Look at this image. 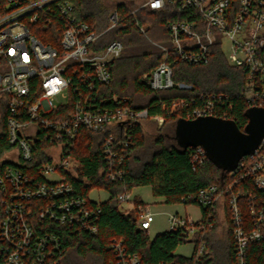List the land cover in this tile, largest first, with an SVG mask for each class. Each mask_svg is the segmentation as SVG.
I'll return each instance as SVG.
<instances>
[{
  "label": "built area",
  "instance_id": "built-area-1",
  "mask_svg": "<svg viewBox=\"0 0 264 264\" xmlns=\"http://www.w3.org/2000/svg\"><path fill=\"white\" fill-rule=\"evenodd\" d=\"M143 9L175 18L167 24L170 46L155 44L164 52L162 62L144 75L152 90L183 87L174 81L171 57L175 63L200 66L220 46L232 66L246 71L242 96L249 108H264V0H140L131 15ZM120 22L114 10L108 27L97 32L78 19L71 0H0V131L2 114L7 113L8 143L16 153L7 160L39 163L36 175L8 165L0 176V264L60 263L65 253L60 238L40 234L34 228L36 221L41 227L48 221L64 231L97 233L93 220L98 210L88 205L89 198L77 195L64 174L79 166L68 146L82 129L110 131L103 152L110 165L107 177L115 181L122 179L123 172H115L114 166L122 165L132 141L127 128L144 120L159 127L165 122L161 116L150 118L147 110L121 104L117 97L100 94V87L111 84L110 66L124 50L117 40L102 44V37ZM137 27L146 33L139 22ZM225 99L216 94L177 99L171 113L187 120L228 119ZM37 144L47 145L46 158L36 156ZM192 150L195 164L207 159L202 147ZM50 175L58 179L49 181ZM119 200L122 205L128 203L132 194ZM226 202L237 264H248L249 246L264 241V138L230 172L225 185L210 186L183 199L185 205L204 208ZM154 219L149 208H139V229L149 234ZM201 221L188 214H170L168 231L194 236ZM112 248L116 262L109 264H142L138 256L126 253L122 242H113ZM204 249L203 244L198 257Z\"/></svg>",
  "mask_w": 264,
  "mask_h": 264
},
{
  "label": "trees",
  "instance_id": "trees-1",
  "mask_svg": "<svg viewBox=\"0 0 264 264\" xmlns=\"http://www.w3.org/2000/svg\"><path fill=\"white\" fill-rule=\"evenodd\" d=\"M75 4V14L79 20L87 22L92 29L101 32L109 25V15L117 10L121 22L102 37V44L120 41L124 50L121 56L110 66L112 82L100 87L103 98H119L120 103L134 110H147L149 117L165 118L159 132L173 127L171 136H161L156 142L157 148L147 151V157H141L146 151L144 126L137 123L127 128L132 141L127 156L121 166L116 162L115 172L122 171V179L109 180L107 173L110 165L103 152V146L110 131L93 133L85 129L80 131L77 139L69 145L72 156L79 163L72 172L64 173L67 180L74 186L77 195L89 198L94 190L109 193V199L102 203L92 200L88 205L98 210L93 220L97 233L92 234L84 229L70 232L58 225L39 221L34 228L40 234L53 233L60 238L65 253L59 264H109L116 262V254L112 248L115 241L123 243L126 253L138 256L142 264H237L235 243L230 229V214L227 202L224 206L228 233L225 240L216 236L217 210H202V225L194 236L184 232L166 231L151 239L146 231L139 229V208L145 204L134 197V214L122 211L119 197L132 193L133 189L152 186L155 196L165 198L168 204L183 203L188 195L197 194L210 186H223L229 181L230 172L217 168L210 160L195 164L192 159L193 150L181 148L176 140L175 129L179 114L171 113V107L177 99H191L201 95H223L226 99L224 110L228 119L234 120L244 130L248 123L247 110L249 105L242 96L246 71L232 66L220 46L214 48L211 60L204 65L191 66L175 63L174 81L183 87H175L165 91H154L150 88L144 75L151 73L163 60L164 52L155 44L170 46L167 24L174 20L164 12L140 10L131 15L140 0L130 3H118L111 6L107 0H71ZM137 22L146 27L143 34ZM41 39L46 42L44 38ZM127 99V103L122 101ZM70 110V106H69ZM7 113L2 114L0 131V176L8 165L15 166L27 174H38L39 163L34 160L24 164L8 161L13 148L8 143L6 128ZM156 123V122H155ZM47 145H36V156L46 158L44 148ZM152 150V151H151ZM42 158V159H43ZM45 160V159H44ZM75 174V176H74ZM2 192H0V198ZM90 199V198H89ZM190 203H186L189 205ZM0 207V219H2ZM36 213V211H35ZM200 222V224H201ZM199 227V225H197ZM194 242L195 251L191 257L175 254L183 244ZM205 245L201 257L197 253L200 246ZM248 264H264V241L253 243L247 250Z\"/></svg>",
  "mask_w": 264,
  "mask_h": 264
},
{
  "label": "water",
  "instance_id": "water-1",
  "mask_svg": "<svg viewBox=\"0 0 264 264\" xmlns=\"http://www.w3.org/2000/svg\"><path fill=\"white\" fill-rule=\"evenodd\" d=\"M242 130L234 120L213 116L179 119L175 129L178 145L187 150L202 147L207 159L223 171H234L242 158L252 155L264 138V108L247 110Z\"/></svg>",
  "mask_w": 264,
  "mask_h": 264
},
{
  "label": "rangeland",
  "instance_id": "rangeland-1",
  "mask_svg": "<svg viewBox=\"0 0 264 264\" xmlns=\"http://www.w3.org/2000/svg\"><path fill=\"white\" fill-rule=\"evenodd\" d=\"M111 6H114L118 3H130L133 2V0H107ZM112 13V12H111ZM110 13V14H111ZM147 29V28H146ZM152 120H144L143 126H144V133H145V139L147 142V149L143 153H141V157L145 158L147 157V151H150V149L157 148L156 142L161 136L167 135L168 137L171 136L173 127H168L164 129L163 132H159V127L156 125ZM152 149V150H153ZM151 150V151H152ZM16 156L15 151L12 152L11 157L14 158ZM49 181H55L58 179V176L56 175H50L47 177ZM132 198L139 197L141 201L145 204L144 208H149L151 212H153L155 219L152 224L151 231L149 233V236L151 239H154L158 234H162L166 231H168L169 223L168 218L170 214L178 213L179 215H190L192 218L196 221H199L202 218V210L200 206H197L195 204H189L185 205L183 203H177V204H168L165 201L164 197L161 196H155L153 193V187L152 186H142V187H136L132 191ZM90 200L102 203L109 199V193L104 190H94L90 193L89 196ZM223 203H219V205L216 207L217 210V222L218 227L216 229V236L220 238L221 240H225L228 233V226L226 223V215L224 213V206ZM122 211L126 213H132L134 214L133 210V202L130 201L128 203H123L122 205ZM196 244L194 242H189L186 244H183L179 246L175 252L177 255H181L184 257H191L195 251Z\"/></svg>",
  "mask_w": 264,
  "mask_h": 264
}]
</instances>
